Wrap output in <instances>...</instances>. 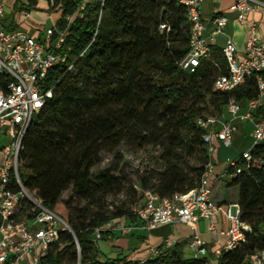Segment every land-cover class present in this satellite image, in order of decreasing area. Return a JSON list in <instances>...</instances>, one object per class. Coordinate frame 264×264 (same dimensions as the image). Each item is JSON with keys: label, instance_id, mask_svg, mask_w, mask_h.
Masks as SVG:
<instances>
[{"label": "trees", "instance_id": "16d2710c", "mask_svg": "<svg viewBox=\"0 0 264 264\" xmlns=\"http://www.w3.org/2000/svg\"><path fill=\"white\" fill-rule=\"evenodd\" d=\"M79 3L54 0L50 9L59 15V27L65 15L77 14L67 29L66 60L46 77L51 96L26 128L18 154L23 186L70 228L58 231L38 264H248L251 253L264 249V165L244 164L241 172L216 179L235 188L234 199L215 200L211 186L214 202L236 203L249 227L244 241L223 250L214 263L184 256L179 244L142 259L96 247L95 228L135 217L123 203L106 207V199L125 187L115 152L122 143L161 147L157 168L143 170L129 184L127 193L138 195L137 203L142 197L134 185L161 197L186 193L198 186L208 159L195 118L220 114L230 99L245 104L257 96V87L252 75L230 92L213 90L215 77L226 73L221 51L192 72L179 65L188 52L189 25L176 0H93L77 10ZM102 153L115 161L92 170ZM251 154L264 158V142ZM68 188L70 195L62 199ZM74 194L87 203L75 208Z\"/></svg>", "mask_w": 264, "mask_h": 264}, {"label": "built area", "instance_id": "2783aa9c", "mask_svg": "<svg viewBox=\"0 0 264 264\" xmlns=\"http://www.w3.org/2000/svg\"><path fill=\"white\" fill-rule=\"evenodd\" d=\"M36 1H45L49 9L55 8L54 0ZM90 1L93 0H80L77 10H82ZM176 1L185 7L189 25L188 52L179 65L185 71L192 72L201 60L211 58L216 37L224 34L228 16L224 13L214 14L206 24L200 12L204 0ZM16 2L19 3V0ZM28 5L20 2L17 7L27 19L30 18ZM231 10L239 23H243L248 14L259 13L264 18V0H235ZM5 13V0H0V138L5 140V144L0 145V264H38L39 255L57 238L58 231L70 228L63 218L44 206L23 186L18 175V154L26 128L51 96L52 87L45 88L46 77L53 66L66 60L64 45L67 29L77 13L65 15L63 27L57 23L60 17L52 20L50 27L41 29L42 40L36 34L6 28L2 23ZM257 27V22L251 19L242 49H238L233 40L226 36L221 48L226 73L217 75L212 85L215 91L230 92L255 75L257 96L246 102V112L243 114H240L241 104L230 99L225 105L230 120L218 114L195 118L196 126L203 130L201 138L208 157L198 186L186 193L161 197L150 189L141 190L134 185L142 197L132 209L140 221V227L152 230L174 223L188 225L192 232L185 252L190 257H207L214 261L223 250L233 249L244 241V232L249 229L240 220L236 203L225 205L227 228L220 232L226 236L222 245L214 243L211 246L201 236L197 225L202 220L207 221L206 231L218 233L214 216L222 206L212 199L211 176L216 179L239 173L244 164L264 165V158H254L251 154L260 142H264V119L253 122L251 147L231 159L222 174H215L212 161L216 142L226 147L231 144L236 129L231 121L251 119L264 96V77L261 75L264 72V39L259 38ZM132 229V226H117L121 234H128ZM103 231L102 227L95 228L93 240H99ZM172 245L170 240H165L161 247L147 245V255L156 256L161 249ZM248 264H264V249L251 253Z\"/></svg>", "mask_w": 264, "mask_h": 264}, {"label": "crops", "instance_id": "0c3cea01", "mask_svg": "<svg viewBox=\"0 0 264 264\" xmlns=\"http://www.w3.org/2000/svg\"><path fill=\"white\" fill-rule=\"evenodd\" d=\"M235 0H204L200 6V12L202 19L206 22H209L210 18L214 14L224 13L228 16V22L224 29V34H220L216 37L215 45L213 46V52H220L224 44L226 36H229L235 46L238 49H242L244 46L245 40L248 37V26L250 20L253 19L258 24V36L261 39H264V18L259 13L248 14L243 23H239L235 20L234 13L231 10ZM21 2L24 5L27 3L30 18H25L22 13L17 8L18 4ZM27 2V1H26ZM24 2V0H19V3L15 0L7 1L6 3V13L5 17L2 19V23L6 28L23 30L31 34H36L39 40L43 38V32L41 29L45 28V21H49L50 25L52 20L59 18V15L49 9V5L45 1H36L31 6L29 2ZM41 16L45 17V21L40 22ZM57 16V17H55ZM210 30V29H208ZM246 104V103H245ZM245 104H241L240 114L246 112ZM221 118L225 120H230V116L226 110V106L223 108L222 112L218 114ZM258 119H264V96L261 98V102L257 107L256 111L253 113L251 119L239 120L235 119L231 122L235 125L236 129L233 134L231 144L229 146H223L219 143H215V150L212 155V161L215 168V174H222L227 168L228 162L239 156L243 151L249 149L252 145L253 139L251 136L253 129V122ZM1 140L2 137H1ZM1 160V157H0ZM224 178V177H223ZM217 179V178H216ZM214 176L210 177L211 186L213 187V196L215 200L218 193L231 192L233 195L228 197L229 200L234 199L236 195L235 188L226 186L225 181L216 180ZM225 205L221 207V210L214 216V222L217 226L218 233L211 234L206 231L207 221H200L197 225L201 236L209 242L211 246L214 243L222 245L226 236L224 232L227 228V221L225 219ZM121 218L114 221L113 224L120 221ZM126 223L118 226H132L133 229L130 233V239L127 240V248L131 250L129 257L142 259L146 258L147 255V245L153 247H161L165 240H170L173 242V245L179 244L181 246V252L184 256H187L185 252V247L187 240L189 239L192 229L185 224L174 223L156 227L152 230H145L140 227V221L134 217L133 219L126 218ZM125 221V220H124ZM112 224V225H113ZM117 224V223H116ZM111 225V226H112ZM106 229L102 226L104 230L112 231V228ZM121 252L123 250L120 249ZM105 253V252H104ZM30 258H27V260Z\"/></svg>", "mask_w": 264, "mask_h": 264}, {"label": "rangeland", "instance_id": "374dc122", "mask_svg": "<svg viewBox=\"0 0 264 264\" xmlns=\"http://www.w3.org/2000/svg\"><path fill=\"white\" fill-rule=\"evenodd\" d=\"M10 1V0H7ZM57 17V16H55ZM40 22L45 21V17L41 16ZM50 27V22L47 20L45 21V28ZM207 113V112H206ZM35 118V117H34ZM5 144V140H1L0 138V145ZM121 155L122 160L118 162L119 168H122L123 174L126 176V182L125 187L123 190L116 194V195H110L106 199V207L110 210L113 209L114 206L119 204H125L128 208L135 207L138 203L137 198L139 196L135 197L134 199L129 196L127 193V189L129 188V184H134L136 180L138 179L139 174L143 170L147 169H156L158 166V156L161 152L160 146H144V147H138L135 144L131 142L122 143L117 150L115 151ZM1 157V154H0ZM191 162L193 161V158L188 159ZM114 157L113 154H106L102 153V160L99 164L94 166L92 170H97L99 168L105 167L113 163ZM70 188L65 190L61 198L65 199L70 195ZM233 194L231 192H225V193H218L217 198L219 200L227 199L228 197H231ZM73 196V206L75 208H78L82 205H85L87 203V200L84 198L79 197L78 195H72ZM133 219V218H132ZM118 219H113L103 225L106 229H109L110 226L113 224L114 221ZM125 220V221H124ZM126 218H121L120 221L116 222L111 226L112 231H105L102 233V236L99 240L96 241V247L106 254H111L114 251H120L123 250V254L130 253L131 250L127 248V240L130 239L129 234H121L117 230L118 224H125ZM214 263V261H211Z\"/></svg>", "mask_w": 264, "mask_h": 264}]
</instances>
